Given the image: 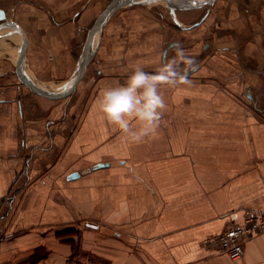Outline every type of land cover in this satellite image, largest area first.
Returning <instances> with one entry per match:
<instances>
[{
  "label": "crops",
  "instance_id": "obj_1",
  "mask_svg": "<svg viewBox=\"0 0 264 264\" xmlns=\"http://www.w3.org/2000/svg\"><path fill=\"white\" fill-rule=\"evenodd\" d=\"M110 1L0 0V26L19 30L0 29V264H264V231L238 261L207 242L228 214L264 212V0H215L169 22L155 1L127 4L68 95L20 80L23 41L24 75L67 89ZM177 49L194 61L190 83L158 85L157 133L132 142L97 100Z\"/></svg>",
  "mask_w": 264,
  "mask_h": 264
},
{
  "label": "clouds",
  "instance_id": "obj_2",
  "mask_svg": "<svg viewBox=\"0 0 264 264\" xmlns=\"http://www.w3.org/2000/svg\"><path fill=\"white\" fill-rule=\"evenodd\" d=\"M193 63L182 49H177L176 55L162 62L154 74L138 66L125 84L102 90L97 100L99 110L130 141L142 142L145 137L157 133L167 107L158 85L189 84L187 72ZM181 64L185 66L183 69Z\"/></svg>",
  "mask_w": 264,
  "mask_h": 264
},
{
  "label": "water",
  "instance_id": "obj_3",
  "mask_svg": "<svg viewBox=\"0 0 264 264\" xmlns=\"http://www.w3.org/2000/svg\"><path fill=\"white\" fill-rule=\"evenodd\" d=\"M152 2L155 1L157 3L163 4L166 8L170 10V12L175 14L177 10H190L195 9L204 5H210L215 0H111L108 5L105 7V9L102 11V13L97 17L92 27L88 30L87 40L83 47V52L80 56V59L78 61L77 68L75 70L74 75L70 78L68 81V87L65 90H48L47 88H44L40 85H38L33 80L28 79L21 68V62L23 59V41L20 45L19 49V57H18V71L20 80L25 83L32 91L48 96L53 99H60L62 97H65L68 95L76 86L77 82L81 78L82 74L84 73L86 66L88 62L90 61L93 51L91 49L93 43H94V37L96 34H100L102 31L103 25L107 22L109 17L119 8L123 7L127 4H133L136 2ZM205 16V14H204ZM203 16V17H204ZM10 27L14 28L16 31L19 32L16 25L12 23H8L7 25L0 26L1 28ZM100 166H104V164H100ZM74 176V174L72 175ZM87 225L95 226L92 223H87Z\"/></svg>",
  "mask_w": 264,
  "mask_h": 264
},
{
  "label": "built area",
  "instance_id": "obj_4",
  "mask_svg": "<svg viewBox=\"0 0 264 264\" xmlns=\"http://www.w3.org/2000/svg\"><path fill=\"white\" fill-rule=\"evenodd\" d=\"M264 231V212L244 211L241 214H229V224L220 234L208 239L217 250L225 253L234 261H238L244 250V243L250 237Z\"/></svg>",
  "mask_w": 264,
  "mask_h": 264
},
{
  "label": "rangeland",
  "instance_id": "obj_5",
  "mask_svg": "<svg viewBox=\"0 0 264 264\" xmlns=\"http://www.w3.org/2000/svg\"><path fill=\"white\" fill-rule=\"evenodd\" d=\"M145 3H148V2H145ZM152 7H154L155 9H156V11H159V12H161L162 13V9H163V11L165 10L166 11V13H167V21L169 22V21H171V17H173L174 15H173V13L172 12H170V10L168 9V8H166L164 5H162V4H152L151 5ZM161 9V10H160ZM202 11H203V13L205 12V8H203V9H201ZM158 15H159V13H158ZM190 16H191V14H189V19H191L190 18ZM197 15H195V17H196ZM188 25H190L191 23L189 22V23H187ZM184 25V24H183ZM218 252H221V251H218ZM223 253V252H222ZM225 254V253H224ZM227 255V254H226ZM228 256V255H227ZM81 264H85V262L84 263H81ZM88 264H91V263H88ZM101 264H107V262H105V261H101Z\"/></svg>",
  "mask_w": 264,
  "mask_h": 264
},
{
  "label": "bare ground",
  "instance_id": "obj_6",
  "mask_svg": "<svg viewBox=\"0 0 264 264\" xmlns=\"http://www.w3.org/2000/svg\"><path fill=\"white\" fill-rule=\"evenodd\" d=\"M11 39V38H10ZM8 45H9V43L8 42H6V43H3V46L2 47H4V48H7L8 47ZM229 215V214H228Z\"/></svg>",
  "mask_w": 264,
  "mask_h": 264
}]
</instances>
